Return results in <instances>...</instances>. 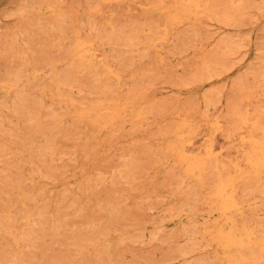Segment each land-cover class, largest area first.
I'll list each match as a JSON object with an SVG mask.
<instances>
[{"label": "rangeland", "instance_id": "obj_1", "mask_svg": "<svg viewBox=\"0 0 264 264\" xmlns=\"http://www.w3.org/2000/svg\"><path fill=\"white\" fill-rule=\"evenodd\" d=\"M0 264H264V0H0Z\"/></svg>", "mask_w": 264, "mask_h": 264}]
</instances>
